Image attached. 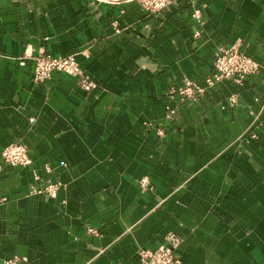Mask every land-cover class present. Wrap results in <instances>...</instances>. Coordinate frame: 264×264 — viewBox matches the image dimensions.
Wrapping results in <instances>:
<instances>
[{"label":"crops","instance_id":"obj_1","mask_svg":"<svg viewBox=\"0 0 264 264\" xmlns=\"http://www.w3.org/2000/svg\"><path fill=\"white\" fill-rule=\"evenodd\" d=\"M226 46L261 70L207 87ZM42 48L94 86L35 81ZM0 164V264H143L169 234L178 264H264V0H0Z\"/></svg>","mask_w":264,"mask_h":264},{"label":"built area","instance_id":"obj_2","mask_svg":"<svg viewBox=\"0 0 264 264\" xmlns=\"http://www.w3.org/2000/svg\"><path fill=\"white\" fill-rule=\"evenodd\" d=\"M138 1L144 8L152 12H159L164 8L174 4L178 0H130ZM35 69L34 79L35 81H44L51 78L53 71H61L69 74L78 75L79 85L86 90H90L94 83L90 79L83 75L78 70V62L74 56H53L47 54L42 48L38 54L34 56ZM261 70V64L241 51L239 48L221 47L214 61V71L206 79L207 87H214L216 84L223 82L224 80H232L238 84H241L245 78L250 74H257ZM205 87L200 85L197 81L192 79H186L185 84L178 88H171L170 95L180 98L181 101L194 98L197 94L203 93ZM233 103L236 102L235 96L231 98ZM171 113H175L172 108ZM253 136L256 137L254 134ZM2 157L5 161L13 166L21 165L27 166L32 163V159L29 155V150L26 145L20 142H12L6 145L1 151ZM3 170L2 164H0V172ZM143 187L149 186V180L147 178L141 179ZM58 189V186L53 187L51 192L54 194ZM180 242L179 237L176 234H169L165 244L159 246L156 249H143L141 250V260L143 264H178L180 262L176 253L177 246ZM1 264H16L14 259L7 260Z\"/></svg>","mask_w":264,"mask_h":264},{"label":"water","instance_id":"obj_3","mask_svg":"<svg viewBox=\"0 0 264 264\" xmlns=\"http://www.w3.org/2000/svg\"><path fill=\"white\" fill-rule=\"evenodd\" d=\"M77 68H78V70H79V71H81V72H82V70H81V68H80L79 64L77 65Z\"/></svg>","mask_w":264,"mask_h":264}]
</instances>
